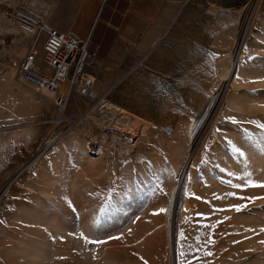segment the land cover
I'll return each mask as SVG.
<instances>
[{"label": "rangeland", "instance_id": "374dc122", "mask_svg": "<svg viewBox=\"0 0 264 264\" xmlns=\"http://www.w3.org/2000/svg\"><path fill=\"white\" fill-rule=\"evenodd\" d=\"M78 3L0 0V264L8 248L22 264H171L161 205L188 155L177 264H264V0H136L158 42L114 44L98 96L61 109L16 75L31 37L15 14L64 30Z\"/></svg>", "mask_w": 264, "mask_h": 264}, {"label": "built area", "instance_id": "2783aa9c", "mask_svg": "<svg viewBox=\"0 0 264 264\" xmlns=\"http://www.w3.org/2000/svg\"><path fill=\"white\" fill-rule=\"evenodd\" d=\"M15 18L19 30L31 37L27 51L16 64L21 82L38 93H49L55 106L61 109L66 107L72 91L89 100L98 96L92 71L98 53L90 49L88 40L46 24L23 9L16 11ZM42 33L45 34L43 63L37 65V41Z\"/></svg>", "mask_w": 264, "mask_h": 264}, {"label": "crops", "instance_id": "0c3cea01", "mask_svg": "<svg viewBox=\"0 0 264 264\" xmlns=\"http://www.w3.org/2000/svg\"><path fill=\"white\" fill-rule=\"evenodd\" d=\"M119 1L121 0H79L70 24L62 31L69 30L79 39L88 40L90 49L97 50L99 58H103V52L113 51L114 46L122 40L135 44L139 51L148 52L159 39L154 25V13L150 12L146 16L136 15L132 12L136 0H125L127 4L122 9V20L117 23L114 21V14L118 12ZM130 18L136 19V25L128 22ZM77 21L81 22L84 28L82 35L74 30ZM161 26L162 24L159 25L160 28Z\"/></svg>", "mask_w": 264, "mask_h": 264}, {"label": "bare ground", "instance_id": "6f19581e", "mask_svg": "<svg viewBox=\"0 0 264 264\" xmlns=\"http://www.w3.org/2000/svg\"><path fill=\"white\" fill-rule=\"evenodd\" d=\"M236 74H238V64L235 62H232L230 65V69L228 70V73L226 77L228 78L229 82L231 83L234 81ZM42 94V93H41ZM44 95V94H42ZM45 96H49L45 95ZM106 104V103H105ZM104 108L108 109L109 111H112L114 114L116 113V108L109 102H107L106 105L103 106ZM96 108H92L91 113L85 115L84 120L86 121L87 117H92L91 114H94ZM125 120L129 119L127 116L124 117ZM94 120V119H93ZM129 125V124H128ZM128 128V127H127ZM130 128V127H129ZM131 129V128H130ZM108 140L110 139H116L114 134H110L107 136ZM77 137L73 139L72 144L75 149L81 148L80 143L77 141ZM97 143V142H93ZM110 143V142H109ZM108 143V144H109ZM88 153H85V156H83V160H87L86 156ZM190 155H188L182 165L181 168H177L174 176V181L171 184V188L169 191V194L165 201L162 203V211L165 215V228H166V234H167V241H168V253L170 254L171 264L178 263V249H177V224L179 221L180 212L182 214V208L186 205V197H185V189L187 185V179H188V169L191 165L190 163ZM93 166V165H91ZM193 167V165H192ZM100 169L96 165L92 168V173L99 172ZM189 181V179H188ZM188 186V185H187ZM186 193V192H185ZM185 204V205H184ZM181 221V220H180ZM1 264H22L23 259H25V256L23 257L21 255H17L15 249H6L1 254ZM25 255V254H24Z\"/></svg>", "mask_w": 264, "mask_h": 264}, {"label": "water", "instance_id": "95a60500", "mask_svg": "<svg viewBox=\"0 0 264 264\" xmlns=\"http://www.w3.org/2000/svg\"><path fill=\"white\" fill-rule=\"evenodd\" d=\"M157 43V42H156ZM175 264H176V260H175Z\"/></svg>", "mask_w": 264, "mask_h": 264}]
</instances>
